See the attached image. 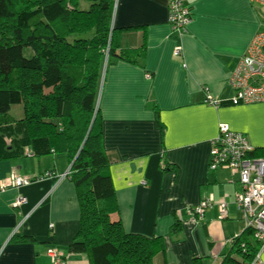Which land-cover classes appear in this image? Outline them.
I'll list each match as a JSON object with an SVG mask.
<instances>
[{
    "label": "crops",
    "instance_id": "0c3cea01",
    "mask_svg": "<svg viewBox=\"0 0 264 264\" xmlns=\"http://www.w3.org/2000/svg\"><path fill=\"white\" fill-rule=\"evenodd\" d=\"M167 3L115 0L113 47L129 49L132 60L107 61L98 89L102 146L116 159L107 169L116 193L110 218L129 233L163 237L165 249L153 264H221L236 254L229 240L246 223L236 204L239 172L211 170L210 149L221 122L245 134L255 150L264 148V103L233 104L229 81L264 28V13L249 0H190L192 22L177 32ZM208 95L219 104L208 103ZM70 161L67 153H30L0 162V264H55L50 249L63 264H90L85 253L68 251L81 219L76 186L61 177ZM46 171L57 175L39 176ZM13 174L32 181L14 187ZM18 195L25 197L21 205ZM205 199L211 206L194 214ZM221 202L226 217L219 216ZM99 206L108 210L105 201Z\"/></svg>",
    "mask_w": 264,
    "mask_h": 264
},
{
    "label": "trees",
    "instance_id": "16d2710c",
    "mask_svg": "<svg viewBox=\"0 0 264 264\" xmlns=\"http://www.w3.org/2000/svg\"><path fill=\"white\" fill-rule=\"evenodd\" d=\"M114 5L115 0H0V162L67 153L81 211L68 251L85 253L90 264H153L165 249L163 237L129 233L109 213L116 193L107 169L116 159L102 146L98 89L105 56L110 64L132 60L129 49L113 47ZM252 155L264 156V148ZM181 226L176 220L172 229ZM234 248L236 254L221 264H248L260 243L246 229Z\"/></svg>",
    "mask_w": 264,
    "mask_h": 264
},
{
    "label": "built area",
    "instance_id": "2783aa9c",
    "mask_svg": "<svg viewBox=\"0 0 264 264\" xmlns=\"http://www.w3.org/2000/svg\"><path fill=\"white\" fill-rule=\"evenodd\" d=\"M252 4L259 5L264 13V0H249ZM169 21L177 32H184L192 22L190 0H168ZM175 56L181 54V48L174 51ZM186 65V64H184ZM234 88L231 99L233 104L264 103V28L259 30L249 43V46L232 71L229 79ZM208 90V89H207ZM210 104H219V101L208 95L206 100ZM255 147L250 143L245 134L236 131L228 123L219 124L218 133L212 139L210 149V169L220 167L230 168L239 172L242 191L237 195L236 204L243 213L246 229L253 231L254 238L260 243V248L248 264H264L262 250L264 249V156H254ZM69 171L61 174L68 176ZM53 171H46L39 176H53ZM32 181L30 177L13 174L10 184L21 187ZM25 200L23 195H18L17 205ZM212 200L205 199L196 205L193 213L203 216L206 208L211 206ZM227 203L219 204V216L226 217ZM240 235L231 238L230 243H236ZM244 246V244H242ZM49 255L55 264H63L61 255L50 249Z\"/></svg>",
    "mask_w": 264,
    "mask_h": 264
},
{
    "label": "rangeland",
    "instance_id": "374dc122",
    "mask_svg": "<svg viewBox=\"0 0 264 264\" xmlns=\"http://www.w3.org/2000/svg\"><path fill=\"white\" fill-rule=\"evenodd\" d=\"M107 57L105 56L104 60H103V66L106 67L107 66ZM245 105V104H243ZM97 109H98V105H97Z\"/></svg>",
    "mask_w": 264,
    "mask_h": 264
},
{
    "label": "water",
    "instance_id": "95a60500",
    "mask_svg": "<svg viewBox=\"0 0 264 264\" xmlns=\"http://www.w3.org/2000/svg\"><path fill=\"white\" fill-rule=\"evenodd\" d=\"M95 119V118H94ZM94 119H93V122H94ZM68 171V170H67Z\"/></svg>",
    "mask_w": 264,
    "mask_h": 264
}]
</instances>
